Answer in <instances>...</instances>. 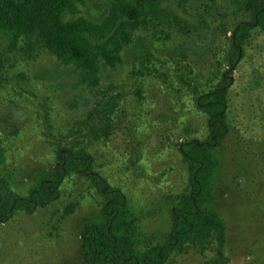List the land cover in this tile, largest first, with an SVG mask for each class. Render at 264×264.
Here are the masks:
<instances>
[{
    "label": "rangeland",
    "instance_id": "1",
    "mask_svg": "<svg viewBox=\"0 0 264 264\" xmlns=\"http://www.w3.org/2000/svg\"><path fill=\"white\" fill-rule=\"evenodd\" d=\"M111 1L89 3L81 16L100 22ZM180 1L170 5L187 31L137 32L122 65L114 72L102 68L96 92L47 51L10 54L0 37V176L14 194L27 197L38 174L55 166L56 152L76 144L90 155L93 172L125 195L138 218L142 251L169 232L171 209L188 187L181 144L208 135V118L196 101L231 71L212 192L225 226V264H264V32H251L230 70L231 32L249 17L230 0H186L179 7ZM111 98L118 105L106 122L103 107ZM101 205L87 178L66 177L52 204L0 222V264H83L80 233L85 222L99 220ZM215 258L212 243L205 251L174 253L165 264Z\"/></svg>",
    "mask_w": 264,
    "mask_h": 264
},
{
    "label": "trees",
    "instance_id": "2",
    "mask_svg": "<svg viewBox=\"0 0 264 264\" xmlns=\"http://www.w3.org/2000/svg\"><path fill=\"white\" fill-rule=\"evenodd\" d=\"M98 1L0 0V37L6 38L10 54L32 56L38 50L47 51L59 65L80 72L88 90L96 92L102 68L114 72L122 65V52L133 44L137 32L165 34L164 29L178 28L185 33L188 29L182 26L185 20L171 8V0H112L100 22L81 16V8ZM185 2L181 0L179 7ZM230 2L238 13L249 17L231 32L226 62L233 70L243 58L251 32H264V0ZM209 10L206 7L204 12ZM230 76L231 71H227L213 90L196 101L198 110L208 118V135L204 141L181 144L188 187L171 209L169 232L155 245L137 249L138 218L125 195L93 172L90 155L76 144L56 152L55 166L38 174L27 197L14 194L0 176V222L49 206L57 199L64 179L75 174L87 178L102 199L99 220L85 222L80 233L83 264H165L174 253L182 254L188 248L205 251L212 243L216 258L205 264H225V226L216 210L212 184L219 168L214 150L227 130ZM118 100L111 98L105 103L102 117L106 122ZM99 131L106 135V128ZM4 161L0 138V167ZM73 210L70 207V212Z\"/></svg>",
    "mask_w": 264,
    "mask_h": 264
}]
</instances>
